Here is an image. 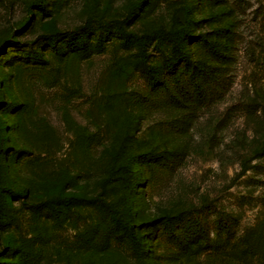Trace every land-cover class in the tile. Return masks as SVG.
I'll use <instances>...</instances> for the list:
<instances>
[{
    "label": "rangeland",
    "instance_id": "obj_1",
    "mask_svg": "<svg viewBox=\"0 0 264 264\" xmlns=\"http://www.w3.org/2000/svg\"><path fill=\"white\" fill-rule=\"evenodd\" d=\"M0 264H264V0H0Z\"/></svg>",
    "mask_w": 264,
    "mask_h": 264
},
{
    "label": "trees",
    "instance_id": "obj_2",
    "mask_svg": "<svg viewBox=\"0 0 264 264\" xmlns=\"http://www.w3.org/2000/svg\"><path fill=\"white\" fill-rule=\"evenodd\" d=\"M187 27L189 25L180 30L183 33L181 39L172 40V54L163 60L159 68L153 67L148 71L151 86L159 85V87H162L166 91L168 103L175 105H179L182 101H187L190 97H196L197 99L204 98V85L207 83L205 81L210 77L212 70L209 69L208 64L192 60L190 53L184 50L186 42L183 39L186 37L190 38ZM219 31L223 32V29L220 28ZM207 51L212 59L216 61L220 59L221 54L216 46L208 48ZM178 65L181 66L180 70H174ZM204 79L206 80L202 81ZM110 213L115 220L128 230L129 237H132L128 221L124 220L115 210H111ZM185 221V225L180 227V231L183 234L181 238L184 241L194 242L192 237V233L195 230L192 225L193 223L189 219H185Z\"/></svg>",
    "mask_w": 264,
    "mask_h": 264
}]
</instances>
